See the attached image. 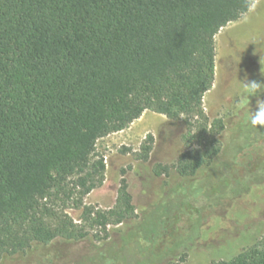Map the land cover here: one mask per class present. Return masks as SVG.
I'll return each mask as SVG.
<instances>
[{
	"label": "trees",
	"instance_id": "16d2710c",
	"mask_svg": "<svg viewBox=\"0 0 264 264\" xmlns=\"http://www.w3.org/2000/svg\"><path fill=\"white\" fill-rule=\"evenodd\" d=\"M256 1L0 0V264L57 243L107 241L110 227L137 218L126 180L110 209L84 200L105 181L98 141L147 111L186 127L188 150L156 176L217 168L226 125L203 104L215 38ZM68 209L82 211L80 223ZM211 264H264V237Z\"/></svg>",
	"mask_w": 264,
	"mask_h": 264
},
{
	"label": "rangeland",
	"instance_id": "374dc122",
	"mask_svg": "<svg viewBox=\"0 0 264 264\" xmlns=\"http://www.w3.org/2000/svg\"><path fill=\"white\" fill-rule=\"evenodd\" d=\"M215 43V82L203 104L210 120L226 125L217 168L190 178L156 176L157 165H174L188 150L186 127L147 111L125 131L98 141L105 181L84 200L110 209L126 180L137 218L110 227L107 241L57 243L23 264H211L230 261L264 237V126L249 123L264 88L249 97L241 84H264V0L222 29ZM149 135L152 150L144 162L139 155ZM67 213L81 222V210Z\"/></svg>",
	"mask_w": 264,
	"mask_h": 264
},
{
	"label": "clouds",
	"instance_id": "9594fccd",
	"mask_svg": "<svg viewBox=\"0 0 264 264\" xmlns=\"http://www.w3.org/2000/svg\"><path fill=\"white\" fill-rule=\"evenodd\" d=\"M243 90L249 94V97L259 96L262 92L261 89L264 88V84H260L256 81L244 82L242 83ZM239 106V105H238ZM249 123L253 127L264 126V100L257 101V111L250 114Z\"/></svg>",
	"mask_w": 264,
	"mask_h": 264
}]
</instances>
